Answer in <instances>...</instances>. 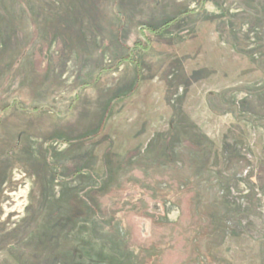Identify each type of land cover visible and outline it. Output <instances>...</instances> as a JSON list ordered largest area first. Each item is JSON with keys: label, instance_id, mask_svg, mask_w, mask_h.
<instances>
[{"label": "rangeland", "instance_id": "obj_1", "mask_svg": "<svg viewBox=\"0 0 264 264\" xmlns=\"http://www.w3.org/2000/svg\"><path fill=\"white\" fill-rule=\"evenodd\" d=\"M0 264H264V0H0Z\"/></svg>", "mask_w": 264, "mask_h": 264}, {"label": "trees", "instance_id": "obj_2", "mask_svg": "<svg viewBox=\"0 0 264 264\" xmlns=\"http://www.w3.org/2000/svg\"><path fill=\"white\" fill-rule=\"evenodd\" d=\"M174 22H175V21H174ZM174 22H173V23H174ZM171 24H172V22L169 23V24H167V25H165L164 29L169 28V27L171 26Z\"/></svg>", "mask_w": 264, "mask_h": 264}]
</instances>
